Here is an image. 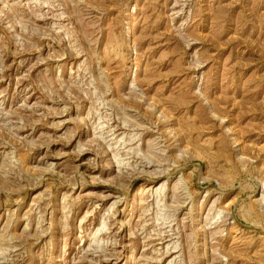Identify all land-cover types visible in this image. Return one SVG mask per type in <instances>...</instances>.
Here are the masks:
<instances>
[{"label": "rangeland", "instance_id": "374dc122", "mask_svg": "<svg viewBox=\"0 0 264 264\" xmlns=\"http://www.w3.org/2000/svg\"><path fill=\"white\" fill-rule=\"evenodd\" d=\"M0 264H264V0H0Z\"/></svg>", "mask_w": 264, "mask_h": 264}]
</instances>
